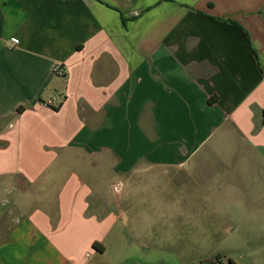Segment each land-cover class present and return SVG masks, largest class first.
<instances>
[{"label": "crops", "instance_id": "obj_1", "mask_svg": "<svg viewBox=\"0 0 264 264\" xmlns=\"http://www.w3.org/2000/svg\"><path fill=\"white\" fill-rule=\"evenodd\" d=\"M216 258L264 264V0H0V264Z\"/></svg>", "mask_w": 264, "mask_h": 264}, {"label": "built area", "instance_id": "obj_2", "mask_svg": "<svg viewBox=\"0 0 264 264\" xmlns=\"http://www.w3.org/2000/svg\"><path fill=\"white\" fill-rule=\"evenodd\" d=\"M10 41H11L12 44H17L18 43V40L16 38H11ZM52 71H53L54 74L59 75V74L62 73L63 70H62L60 65L56 64V65L53 66ZM52 104H54V102L52 100H48L47 102H45L46 106H52ZM120 187H121V184H118L117 189H120ZM222 260H223V258H221V259L216 258L215 264H223L221 262Z\"/></svg>", "mask_w": 264, "mask_h": 264}, {"label": "rangeland", "instance_id": "obj_3", "mask_svg": "<svg viewBox=\"0 0 264 264\" xmlns=\"http://www.w3.org/2000/svg\"><path fill=\"white\" fill-rule=\"evenodd\" d=\"M217 249H220V248H217ZM235 249H237V248H235ZM216 253H218V252H216ZM219 254H220V252H219ZM235 254H239V248H238L237 252H235Z\"/></svg>", "mask_w": 264, "mask_h": 264}]
</instances>
